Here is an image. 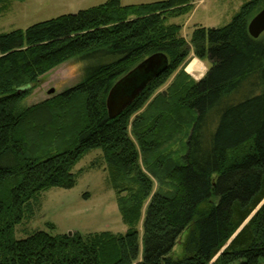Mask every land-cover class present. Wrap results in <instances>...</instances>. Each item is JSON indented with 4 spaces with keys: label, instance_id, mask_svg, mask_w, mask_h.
<instances>
[{
    "label": "trees",
    "instance_id": "obj_1",
    "mask_svg": "<svg viewBox=\"0 0 264 264\" xmlns=\"http://www.w3.org/2000/svg\"><path fill=\"white\" fill-rule=\"evenodd\" d=\"M24 1L0 0V14ZM194 5L107 0L0 34V264L264 261V42L248 29L264 0L245 3L225 27H196L189 44L171 21ZM192 52L211 63L198 82L183 67ZM158 53L168 70L110 119L114 85ZM70 60L85 63L82 81L23 110L42 78ZM92 150L102 152L127 232L17 239L43 193L77 184L73 170Z\"/></svg>",
    "mask_w": 264,
    "mask_h": 264
},
{
    "label": "rangeland",
    "instance_id": "obj_2",
    "mask_svg": "<svg viewBox=\"0 0 264 264\" xmlns=\"http://www.w3.org/2000/svg\"><path fill=\"white\" fill-rule=\"evenodd\" d=\"M106 1L26 0L15 2L8 12L0 14V34L27 30L35 24L97 7ZM160 1L164 0H122L125 6ZM249 1L252 0H195L192 14L174 19L171 22L184 26L182 35L190 44V35L196 27H225L232 22L241 7ZM0 6L2 5L0 4ZM259 41L264 42V33ZM196 63L203 66L204 70L190 72L192 65ZM210 66V62L201 61L194 52L191 53L190 58L183 65L187 75L196 82L206 76ZM84 68L85 63L78 60H70L60 65L42 78L38 87L21 102L20 107L23 110H29L74 88L82 81ZM181 69L172 76L166 85L156 92V95L160 93L166 95L168 86ZM51 90H55V93L49 94ZM145 109L146 106L139 114L143 113ZM176 149L179 150V146ZM73 174L76 175L77 180V184L73 188H52L41 195L40 210L33 221L17 228V239H25L41 231L49 232L52 235L79 233L83 236L104 232L123 235L127 232L128 228L118 208L117 195L108 181V170L102 160V152L100 150L89 152L74 168ZM158 190L168 191L167 188L161 189L156 183L155 192ZM48 225H54L55 230H50ZM140 229L142 231V224H140ZM184 239L185 236L180 239L175 248L176 256L182 255ZM261 264H264V261Z\"/></svg>",
    "mask_w": 264,
    "mask_h": 264
},
{
    "label": "water",
    "instance_id": "obj_3",
    "mask_svg": "<svg viewBox=\"0 0 264 264\" xmlns=\"http://www.w3.org/2000/svg\"><path fill=\"white\" fill-rule=\"evenodd\" d=\"M249 34L259 40L264 33V9L249 24ZM169 68V58L163 53L152 55L121 78L112 88L107 99L110 119H116L141 95L148 85ZM26 89H21L24 92ZM51 90L49 94H54ZM73 233L70 234V236Z\"/></svg>",
    "mask_w": 264,
    "mask_h": 264
},
{
    "label": "bare ground",
    "instance_id": "obj_4",
    "mask_svg": "<svg viewBox=\"0 0 264 264\" xmlns=\"http://www.w3.org/2000/svg\"><path fill=\"white\" fill-rule=\"evenodd\" d=\"M203 66H201V65H199V63H197V64H194V65H192V67H191V69H190V72L192 71V72H196V71H203V68H202Z\"/></svg>",
    "mask_w": 264,
    "mask_h": 264
},
{
    "label": "crops",
    "instance_id": "obj_5",
    "mask_svg": "<svg viewBox=\"0 0 264 264\" xmlns=\"http://www.w3.org/2000/svg\"><path fill=\"white\" fill-rule=\"evenodd\" d=\"M197 60V59H196ZM198 61V60H197ZM197 64V63H196ZM204 70V69H203ZM189 72V71H188ZM201 76H202V74H201Z\"/></svg>",
    "mask_w": 264,
    "mask_h": 264
}]
</instances>
